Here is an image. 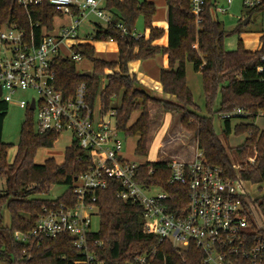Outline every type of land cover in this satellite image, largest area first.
<instances>
[{
	"label": "trees",
	"instance_id": "16d2710c",
	"mask_svg": "<svg viewBox=\"0 0 264 264\" xmlns=\"http://www.w3.org/2000/svg\"><path fill=\"white\" fill-rule=\"evenodd\" d=\"M167 9V44H155L165 31L152 25L156 12L155 5L148 0H105L104 10L111 14L112 23L122 22L127 31L135 30L139 17L143 19L144 30L139 38L123 35L115 26L95 25L89 35L92 41H114L117 44V59L104 60L96 57L95 48L90 43L72 46L91 63L90 76L76 70V62L70 58L54 62L55 85L64 98L72 96L78 85H86V102L93 106L98 94L101 112L115 111L116 129L125 137L137 136L135 153L145 156L148 151L150 124L148 105L158 104L164 112L181 113L180 123L193 133L196 147L205 161L222 168L225 177L235 181L264 182V130H260L254 120L259 110L264 109V67L260 57L264 55V34L260 36V46L249 51L240 38L234 50H226L223 41L227 32L221 21L213 15L215 0H205L200 21L190 12L188 0H165ZM254 13H264V1L247 9L250 18ZM61 12L48 0L32 5L26 10L16 0H0V27L15 24L30 29L39 23L51 28L53 19ZM247 23V24H248ZM241 26V24H239ZM231 33L241 34L240 26ZM157 54L167 56V69H162L159 82L163 93L173 95L174 101L154 97L142 87L135 75L128 71V63L146 60ZM194 72L201 74L202 96L206 115L197 113L192 92L187 85L186 63ZM108 71V72H106ZM104 84L99 91V82ZM217 98L219 99L216 106ZM118 100V105L115 102ZM241 107L249 115L236 118H222L221 134L231 133L232 119H237L233 130L235 135H245L242 144L233 148L245 160L255 149L252 163H240L234 168L227 147L217 136L213 126V115L228 113ZM8 105L0 100V177L5 180V188L0 192V260L3 264H79L81 253L73 246L67 234L44 238L32 246L16 243L13 232L29 231L43 206L65 201L71 195L70 186L74 179L86 171L91 164L87 151L73 141L64 149L63 161L46 159L35 164L33 159L41 148L52 147L58 133H39L34 126V113L26 109L21 123L19 141L12 161L8 160L10 144L2 141L3 122ZM138 116L129 123L133 113ZM169 162L146 161L137 167L136 180L142 184L154 185L172 195L170 212H178L185 203L186 189L182 185L169 182ZM149 169L153 172L149 173ZM53 185H66L68 190L55 199L35 198L47 194ZM118 185L110 181L107 189L100 191L97 200L99 227L88 235L89 249L104 264H130L137 255L150 253L148 264H201L202 254L194 245L176 249L167 240L158 241L153 229L145 222L142 207L125 202L115 195ZM249 215L252 208L264 214V195L246 202ZM9 215V224L3 223V212ZM252 226H255L251 222ZM256 227V226H255ZM257 228V227H256ZM258 231L264 232L262 229ZM23 250L25 252L23 253Z\"/></svg>",
	"mask_w": 264,
	"mask_h": 264
},
{
	"label": "built area",
	"instance_id": "2783aa9c",
	"mask_svg": "<svg viewBox=\"0 0 264 264\" xmlns=\"http://www.w3.org/2000/svg\"><path fill=\"white\" fill-rule=\"evenodd\" d=\"M41 1L16 0L26 10ZM238 1L251 9L264 0ZM48 2L61 12L54 17L50 29L38 22L31 24L30 29L15 24L0 27V100L24 109H29L33 102L30 110L34 113L36 131L72 133L77 146L90 155L91 164L74 179L71 195L65 201L43 206L33 228L13 232V240L32 246L44 238L67 234L83 256L77 263L104 264L90 251L88 235L95 231L92 218L97 214L98 194L114 181L118 185L116 197L142 207L143 218L158 241L167 240L174 248L183 250L189 244L194 245L202 254L201 264H264V232L251 224L252 214L249 215L239 181L225 177L222 168L205 161L201 151L190 161L171 160L169 182L184 186L186 194L184 206L176 213L170 212L172 195L136 180L137 167L141 164L123 155V140L114 123L115 111L102 113L100 101L89 106L85 83L78 85L68 98L56 89L55 60L84 59L72 49L75 44L66 43L78 37L87 16L96 17L103 27L115 26L123 35L139 38L142 33L127 31L122 22L113 24L111 14L97 0ZM188 2L198 24L205 0ZM232 2L216 4L215 12L224 14ZM62 47H68L70 54L62 55ZM260 60L264 62V55ZM257 70L262 72L264 67ZM28 90L33 92L28 98L14 100L18 92ZM247 115L245 109L237 107L222 114V118ZM258 115H264V109ZM253 161L254 157L249 158L250 163ZM150 257V253L144 252L130 264H148Z\"/></svg>",
	"mask_w": 264,
	"mask_h": 264
},
{
	"label": "rangeland",
	"instance_id": "374dc122",
	"mask_svg": "<svg viewBox=\"0 0 264 264\" xmlns=\"http://www.w3.org/2000/svg\"><path fill=\"white\" fill-rule=\"evenodd\" d=\"M142 1V0H141ZM217 5H224L225 0H215ZM163 0H155V7L160 8ZM213 15L216 19L222 22L227 35L223 41V47L226 50H234L237 46V40L240 38L243 42V46L246 50L254 51L260 45V36L264 34V13H254L250 22L244 24L243 21L247 16V9L242 6L238 0H233V2L228 7L227 11L224 14L216 13L213 11ZM96 17L93 15L87 16L86 20L82 23L79 35L76 39L67 41L66 45L70 46L77 43H90L94 46L96 56L99 57L98 51H100V43L106 41H92L88 37L95 30ZM241 24V26L239 25ZM102 25V22H101ZM240 26L241 34L238 36L237 33H231V31L236 27ZM135 30L139 33H144L143 19L139 17L135 24ZM98 53V55H97ZM70 54L68 47H62V55ZM103 56V55H100ZM102 58V57H101ZM105 60V59H104ZM189 70V82L191 84L192 98L193 102L197 105L198 109L196 110L200 115H206L205 102L202 96V82L201 74L194 72L192 65L187 62ZM90 62L83 59L76 62V70L80 73L90 71L91 69ZM91 72V71H90ZM108 72V71H106ZM192 77V78H191ZM99 82V91L102 89L104 84L103 77ZM33 92L20 91L14 96V100L17 99H26ZM96 104L99 103L98 94L96 96ZM219 99L217 98L216 106L218 105ZM118 105V100L115 102ZM149 117L152 120L150 124V134L148 141V151L145 156H141L135 153L137 136H123L120 132L121 138L123 140V155L130 161L135 162L136 164H142L146 161H156L158 160H177V159H192L197 152L196 142L193 136V133L187 131L180 123L181 113L179 112H164L163 109L158 104H149L148 105ZM138 112L132 114L129 123L136 117ZM26 115V109L20 108L15 104L10 103L6 112V116L3 122L2 130V141L10 144V147L7 150L8 160L12 161L16 146L19 141V131L22 121ZM222 114L217 116L213 115V126L214 131L223 141V143L229 147L228 150L230 159L233 163V167L237 169L240 163L249 162V158L254 157L252 154L249 155L245 160H243L238 154L235 153L233 148L242 144L244 141L245 135H235L233 130L234 123L237 119H232L231 122V133L227 137L221 134V122ZM254 124L260 129L264 130V115H258ZM74 136L70 132H62L59 134L58 139L49 148L39 149L33 159L35 164H42L48 158H54L58 163L63 161L64 158V149L73 142ZM240 190L244 194L246 201L249 203L255 197L264 195V182L262 183H253L251 181H239ZM5 188V180L0 177V192ZM66 185H53L50 187L47 194L35 195V198L41 199H55L66 190H68ZM252 222L258 228L264 227V214L260 211H255L252 208ZM3 223L5 225L9 224V215L6 211L3 212ZM99 227V219L97 216L92 218V230L97 231Z\"/></svg>",
	"mask_w": 264,
	"mask_h": 264
},
{
	"label": "crops",
	"instance_id": "0c3cea01",
	"mask_svg": "<svg viewBox=\"0 0 264 264\" xmlns=\"http://www.w3.org/2000/svg\"><path fill=\"white\" fill-rule=\"evenodd\" d=\"M97 1L99 2V5L104 9L105 0H97ZM148 1L152 2L155 5V0H148ZM96 21L97 22L94 23V25L98 24V25L103 27V24L101 25L100 20L97 19ZM152 25L154 27L162 28L165 31L164 35L160 39L155 41V44L165 46L167 44V34H166L167 9H166L165 0H163V3H161L160 8H158V7L156 8V12L153 16ZM142 34L147 36L148 30H144V33H142ZM100 45H102V46H100L101 49H100V51H98V53L100 55H103V56L99 55V57L98 56H96V57H98V58L102 57L101 59L110 60V61L117 59L118 48H117L116 42L110 40V41H106V42H101ZM95 51H97V50H95ZM98 53H97V55H98ZM95 55H96V52H95ZM90 65H91V63H90ZM162 69H167V56L162 55V54H157L153 58H149L146 60H134V61H131L128 63L129 73L135 75L139 84L142 87H144L145 89H147L154 97L159 98V99H163V100L174 101L175 97L173 95L163 93L162 85L159 82V74H160V71ZM185 69H186L187 85L189 86V88L191 90L192 88H191V84L189 82L190 76H189V70H188L187 65L185 66ZM191 92H192V90H191ZM135 118L130 123H132L135 120ZM196 149H197V147H196ZM197 151H198V149H197ZM253 153L254 154H252V155L255 156V149H253ZM192 159H190V160H192ZM177 160L190 161V160H186V159H177ZM156 161H163V160L157 159Z\"/></svg>",
	"mask_w": 264,
	"mask_h": 264
},
{
	"label": "water",
	"instance_id": "95a60500",
	"mask_svg": "<svg viewBox=\"0 0 264 264\" xmlns=\"http://www.w3.org/2000/svg\"><path fill=\"white\" fill-rule=\"evenodd\" d=\"M249 20V17H246L245 20L243 21L244 24H246ZM90 71H86L83 73L84 76H90ZM29 109H33V102L29 105Z\"/></svg>",
	"mask_w": 264,
	"mask_h": 264
}]
</instances>
